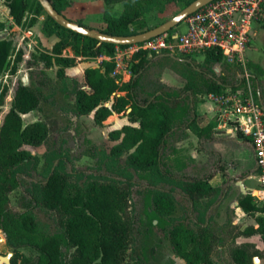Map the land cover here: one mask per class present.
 Masks as SVG:
<instances>
[{
	"label": "trees",
	"instance_id": "obj_1",
	"mask_svg": "<svg viewBox=\"0 0 264 264\" xmlns=\"http://www.w3.org/2000/svg\"><path fill=\"white\" fill-rule=\"evenodd\" d=\"M106 4L123 3L119 15L108 11L103 13L105 26L100 31L111 35H130L145 31L138 25L131 28L133 22L145 11L161 8L165 3L181 0H103ZM193 0H186V5ZM15 25L32 26L41 19V31L55 35L58 40L51 50H39L31 54L26 61L32 64L43 62L44 68L53 64L58 66L57 75L65 76V68L74 66L81 58L102 59L96 67H86L83 81L75 82L74 109L77 115L93 111L97 124L113 117L114 113L126 112L128 121L137 123L124 124L120 129L109 132L111 140H118L111 147L110 154L120 156L127 152L128 163L138 169H154L161 172L162 154L169 135L195 122V94L221 92L227 85L226 80L214 74L196 68L186 57V65L192 67L196 75L192 78L183 74L185 84L178 91H164L163 84L156 85L144 100L138 98L143 74L151 66L154 56L146 51L132 55L130 78L119 81L113 74L116 62L115 49L124 48L126 44L100 42L95 38L82 35L55 22L40 5L38 0H3ZM53 7L62 11L72 4L71 0H50ZM30 17L28 18V15ZM27 20V21H26ZM26 22V23H25ZM78 24L84 25L81 20ZM86 26V25H84ZM4 24L0 21V31ZM150 29V28H149ZM70 47L73 55H63V50ZM13 50L12 38L0 36V73L5 69ZM208 64L218 63L222 55L214 51L202 53ZM80 56V59L77 57ZM23 50L16 51L13 70L22 60ZM235 88L234 84L229 85ZM8 86L0 92V106L4 104ZM123 92V94H118ZM45 99L39 86L19 83L12 96L10 107L4 112L0 122V230L4 233L5 243L13 252L10 264H129L126 256L133 242V221L128 212L129 190L113 181L94 179L88 182H73L67 176L52 169L45 180L40 183L39 203L54 211L61 232L45 235L30 208L22 211L10 206L9 193L18 184L20 167L38 160L37 156L24 145L38 146L46 142L49 128L43 121L24 123L23 114L37 109ZM108 103V104H106ZM130 109L129 111H127ZM202 133L201 130L198 131ZM240 136L250 139L238 131ZM210 176L175 178L183 197L195 202L202 197L217 193L220 189L212 187ZM172 190L159 191L152 197V217L162 223L171 216L175 209ZM254 195L247 193L238 199L245 211L264 210L256 205ZM264 238V218H259L257 229ZM168 236L173 251L183 258L186 264H217L211 257L213 239L209 228L199 225L193 229L184 222L177 221L168 229ZM63 245L71 249L68 255L63 253ZM30 247L36 256L30 258L20 250ZM233 264H251L255 251H250L248 244H240L230 251ZM138 264V263H136Z\"/></svg>",
	"mask_w": 264,
	"mask_h": 264
},
{
	"label": "rangeland",
	"instance_id": "obj_2",
	"mask_svg": "<svg viewBox=\"0 0 264 264\" xmlns=\"http://www.w3.org/2000/svg\"><path fill=\"white\" fill-rule=\"evenodd\" d=\"M185 6L186 0L172 1L165 3L161 8L145 11L133 22L131 28H136L138 25H140L138 29L153 28L173 17ZM101 9L97 2L92 0H72V4L63 15L74 22L80 19L84 25L89 26L87 21L94 24L100 19L98 13ZM122 9V2L113 6L116 14ZM27 15L29 18L30 15ZM41 19L40 16L38 22L32 26H17L9 14L8 7L3 0H0V21L4 24L0 36H8L14 43L5 69L0 73V92L4 85L8 86L4 104L0 106V122L4 112L10 107L16 86L19 83H25L39 86L44 92L45 99L37 109L22 115L24 123L43 121L49 128L46 142L38 146H23L35 154L38 160L36 163L31 161L20 167L19 184L9 193L10 206L20 211L30 208L41 231L45 235H51L61 232L57 215L39 203L40 183L45 180L50 170L55 168L63 172L69 180L78 183L94 179L113 181L129 190L128 212L133 221L134 233L133 242L126 256L128 263L186 264L185 260L173 251L168 229L177 221L184 222L195 229V219H203L204 205L211 198L191 202L183 197L175 178L185 175L199 176L206 173L208 167L202 163L199 165L187 160L188 148H192L191 144L185 148L176 149V138L181 135V129L167 138L162 154L161 172L154 169L142 170L130 165L127 152L120 156L111 155V147L118 140H111L109 132L113 129L112 125L118 123L117 117L113 116L110 120L97 124L93 119V111L85 115H77L74 109V83L83 81L82 69L91 64L99 65L100 61L96 58L89 59L91 61L87 62V58L82 57L77 63H81V66L65 68L64 78L57 75L56 64L49 68H44L43 62L34 63L31 67L27 65L26 61L31 58L32 53L39 50H51L58 40V37L54 35L50 37L41 32ZM99 25L91 28L98 30ZM185 28V23L181 21L173 30L183 32ZM19 44V48L23 50V57L13 70ZM62 53L73 55L70 47L65 48ZM119 54V49L116 48V56H114L117 66L115 65V68L118 70L114 76L119 81H125L131 75L130 67L134 59L130 54L118 57ZM77 58L80 59V56ZM186 59L196 68L214 74L219 79L224 78L228 86L234 84L242 90L249 86L255 98L260 95L264 99V24L256 26V33L246 51L244 67L226 63L208 64L201 54H190ZM183 74L189 78L196 75L192 67L186 65V61L181 57L154 56L151 66L141 79L138 98L144 100L149 97V92L159 83L163 84L164 91L182 92L180 89L186 82ZM208 100L207 94H195L196 113L208 114V108L205 107V102ZM210 115L213 121L223 124L220 112L214 105ZM105 121L111 122L105 125ZM218 135L227 137L224 130ZM198 147L197 144L193 146L197 149ZM163 190L174 191L175 209L171 216L159 223L158 219L151 216L152 197L156 192ZM211 216H213L212 211ZM217 217L219 219V213ZM209 224L211 228H220L217 227L218 223L213 218ZM222 228L220 230L225 234L227 229ZM70 250L63 245L65 255H68ZM20 251L30 258L36 256V251L30 247H22ZM12 255L13 252L5 243L4 233L0 230V264H10Z\"/></svg>",
	"mask_w": 264,
	"mask_h": 264
},
{
	"label": "crops",
	"instance_id": "obj_3",
	"mask_svg": "<svg viewBox=\"0 0 264 264\" xmlns=\"http://www.w3.org/2000/svg\"><path fill=\"white\" fill-rule=\"evenodd\" d=\"M92 1L97 2L102 9L99 11L100 13H98L100 15L99 20H96L94 24L87 21L89 27L100 24L97 28L100 30L105 26L103 20V13L105 11L113 15H119L122 11L121 10L117 14L114 13L113 6L117 3L108 5L103 0ZM69 7L70 5L62 11V14ZM51 36L53 35H50V37ZM19 47L20 44L17 49H19ZM104 58L108 59L106 56H101L97 59L101 61ZM86 61L90 62L91 60L87 59ZM74 66L79 67L81 63L75 64ZM96 66L98 65L91 64L86 67ZM84 69H82V71H84ZM118 94H123V92H118ZM258 96L264 102V99L260 95ZM212 106L213 103L211 101H206L205 107L208 108V114L196 113L194 124L181 129V135L176 138V149L178 150L181 147L185 148V146L192 145V148H188L187 153V160L189 162H195L199 165L202 163L208 167L206 173L199 176H185H210L209 183L211 186L220 189L213 195L199 199V201H201L211 198L206 204L204 203L203 219H195V229H197L199 225H204L209 228L210 235L214 240L211 257L217 264H233L229 253L233 247L240 244H248L250 251L256 252L251 264H264V238L258 232L249 233L252 229L258 228L259 218H264V210L245 211L238 203V199L247 193L256 195V189L258 187L252 141L251 139L240 136L238 131L231 129V123L224 126V124H218L213 121L210 115ZM112 115H114V118L117 117L116 122L118 123L112 125L113 129L111 130L120 129L124 124L137 126V123L128 121L126 112L120 114L114 113ZM110 122L111 121H105V125ZM199 130L202 131L201 134L198 133ZM223 130L227 137L218 135L221 131L223 132ZM173 133H175V131L170 135ZM196 144L199 146V150L193 148ZM255 195L253 202H255L257 206L263 207L256 202ZM211 211L213 212V216H211ZM217 213H219V219ZM212 218L218 223L217 227H220L219 229L211 228L209 223L212 221ZM222 227L227 229L225 230V234L220 230L223 229ZM254 257H256V261Z\"/></svg>",
	"mask_w": 264,
	"mask_h": 264
},
{
	"label": "built area",
	"instance_id": "obj_4",
	"mask_svg": "<svg viewBox=\"0 0 264 264\" xmlns=\"http://www.w3.org/2000/svg\"><path fill=\"white\" fill-rule=\"evenodd\" d=\"M183 22L186 25L183 32L173 30L175 25L145 41L117 48L118 57L141 50L148 55L174 58L214 51L222 55L218 63L244 67L256 26L264 24V0H212ZM117 70L115 68L113 74ZM207 97L220 112L224 126L231 123V129L251 139L258 183L255 197L264 207V102L259 96H253L249 86L244 90L226 86L219 93H208Z\"/></svg>",
	"mask_w": 264,
	"mask_h": 264
},
{
	"label": "water",
	"instance_id": "obj_5",
	"mask_svg": "<svg viewBox=\"0 0 264 264\" xmlns=\"http://www.w3.org/2000/svg\"><path fill=\"white\" fill-rule=\"evenodd\" d=\"M210 1L212 0H193L188 3L184 8H182L179 12H177L173 17L164 21L163 23L142 32L122 36L111 35L100 30L91 28L89 26L80 25L77 22H74L71 19L65 17L63 14L59 13L53 7L50 0H38L47 15H49L55 22H57L61 26L71 29L82 35L95 38L100 42H108L117 45H129L137 42H142L149 38L155 37L163 32H166L181 21H183L189 14L196 11L197 9L204 6ZM254 260L256 261V257H254Z\"/></svg>",
	"mask_w": 264,
	"mask_h": 264
},
{
	"label": "bare ground",
	"instance_id": "obj_6",
	"mask_svg": "<svg viewBox=\"0 0 264 264\" xmlns=\"http://www.w3.org/2000/svg\"><path fill=\"white\" fill-rule=\"evenodd\" d=\"M108 120H110V119H108Z\"/></svg>",
	"mask_w": 264,
	"mask_h": 264
}]
</instances>
